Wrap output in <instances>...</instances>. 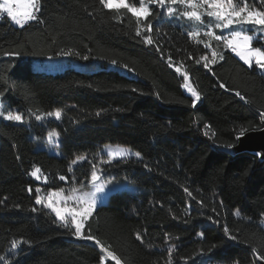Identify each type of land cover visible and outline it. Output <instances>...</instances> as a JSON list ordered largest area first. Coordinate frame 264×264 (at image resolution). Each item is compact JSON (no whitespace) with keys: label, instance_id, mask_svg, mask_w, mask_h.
<instances>
[{"label":"trees","instance_id":"1","mask_svg":"<svg viewBox=\"0 0 264 264\" xmlns=\"http://www.w3.org/2000/svg\"><path fill=\"white\" fill-rule=\"evenodd\" d=\"M246 2L264 11V0ZM149 7L152 15L138 22L127 9H104L99 0H41L36 21L19 27L0 19V101L4 111L24 117L0 120V256L9 264L99 263L95 244L36 204L38 183L30 173L36 167L45 176L44 193L85 185L104 144L140 153L101 164L104 176L137 189L111 194L82 230L121 264H259L264 257V159L223 151L241 129L262 127L264 74L223 41L190 38L193 23L183 15ZM202 21L211 23L207 16ZM214 34L224 35L216 28ZM252 46L264 50V35ZM68 51L81 61L115 60L135 77L112 69L46 74L31 66V59ZM213 51L216 62L205 68L200 58ZM13 52L19 54L6 55ZM176 67L199 93L195 106ZM57 109L59 121L35 119ZM52 130L61 156L35 148ZM78 156L87 160L72 167Z\"/></svg>","mask_w":264,"mask_h":264},{"label":"snow or ice","instance_id":"2","mask_svg":"<svg viewBox=\"0 0 264 264\" xmlns=\"http://www.w3.org/2000/svg\"><path fill=\"white\" fill-rule=\"evenodd\" d=\"M100 5L104 9H127L128 12L132 13L135 17H137V21L139 22L141 19L147 21L148 17L152 15L150 4L159 5L161 7L165 5H173L180 4L185 6V8H190L191 11H184L182 15L190 20H194L196 22L202 23L201 9H204L208 17H214L217 21L215 24V28H229L230 26L236 25L240 27L238 31H232L231 37H222L216 36L211 29L208 32L204 33L206 36L213 37L216 41H223L226 48L231 49L239 58L249 67L253 66V63L259 67L261 70H264V50L261 48H253L252 41L254 36L246 35L245 32L249 29L245 26H259L260 28H264V11L259 10L257 8H252L251 10L248 7V4L245 0L244 6L241 7L238 3H234V0H140L139 7L130 5L127 0H99ZM207 6L205 9L204 6ZM41 11V0H0V14L7 13V16L14 22L16 25H20L23 27L30 21L38 20L37 13ZM168 14L172 15L175 12V9L169 6L167 8ZM148 30L151 31V24L148 23ZM140 29L137 28V35H140ZM190 38H197L200 33L198 31H192L188 33ZM144 42L146 44H152V40L149 37L144 38ZM202 42V41H199ZM206 48L210 47V44H205ZM19 53H6V55H18ZM64 56H68L71 51L62 52ZM78 54V53H77ZM218 53L216 51L212 52V59L208 60L207 57L202 56L200 60H204V67L208 68L210 64H214L216 62V57ZM83 59L87 60L88 57L84 56ZM222 58V57H221ZM171 59V58H169ZM200 60H197L196 63H200ZM113 64L117 62L115 60L112 61ZM127 68V65H124ZM177 72L180 71L179 68L176 69ZM184 79L186 81L184 87L187 88L190 92H192L193 97H195L192 101L193 106H195L197 100L199 99V93L196 92L193 88L189 87L188 75L184 73ZM224 87L223 84L220 85ZM237 96H240L239 92H236ZM243 99V97H241ZM261 116H264V112L260 113ZM45 115L47 116H55L57 119L61 116V111L59 109L54 110L52 112H48ZM0 117H3L5 120L13 121V122H23L24 117L19 112L9 111L5 114L3 111H0ZM36 120H41L42 116L37 115L35 117ZM247 129H241L239 132V136H243ZM58 135L54 130L49 133V139L53 136ZM207 136L208 133L205 132ZM227 148H232V144H227ZM129 154V150L120 146H109L107 147V160H104L103 163H109L114 157H123ZM136 156H139L140 153H135ZM259 155V154H258ZM86 157L78 156L71 163L76 164L80 161L85 160ZM40 173L39 168H35L34 171L31 172L33 177L39 179L37 175ZM61 180L65 179V177L61 176ZM100 176L98 174V166L96 164L93 165L90 182L95 186L94 191L84 192L82 191V187L80 189L73 187L71 191L65 196L62 192H50L48 195L47 203L45 207L50 208L52 212L55 213V216L59 221H61L65 226H68L69 223L74 227V232L72 233L77 238L85 239V240H94L97 245H101L99 240H96L92 235L85 236L82 232L83 221L86 220L92 213L93 208L96 205V192L103 190V185L97 184ZM31 191V188L29 189ZM187 191V189H185ZM36 192L39 193L40 189L37 188ZM53 197L56 199L53 200ZM61 202L62 206H61ZM69 202H74L75 206H70ZM36 203L41 204L42 199L39 194L36 196ZM36 209H33L35 211ZM239 215V212L236 213ZM70 217V221L68 219ZM224 234L231 240H235L236 237L231 235L228 228L224 229ZM202 235V234H201ZM136 238L138 240L141 239L139 233ZM20 241H12V248H16ZM103 251L107 253L111 259L116 261V264H121L120 259L116 256V254L112 251H109L107 248H104L101 245ZM171 254L172 249L168 250ZM256 249H253L255 252ZM260 259H264V257H260ZM0 260L4 261V264H9V262L3 257L0 256Z\"/></svg>","mask_w":264,"mask_h":264},{"label":"rangeland","instance_id":"3","mask_svg":"<svg viewBox=\"0 0 264 264\" xmlns=\"http://www.w3.org/2000/svg\"><path fill=\"white\" fill-rule=\"evenodd\" d=\"M139 2H140V0L138 1V3L136 5L130 4L129 2L128 3L130 5L139 7ZM234 3H238L241 7H243L245 1L244 0H234ZM247 4H248V2H247ZM153 5H155V4H153ZM156 6L159 7V9L162 11L164 16H166V17H172L175 12H177L176 16H180V14L182 15V13L184 11H186V10L187 11H191L190 8H185V6L180 5V4L165 5L163 7H161L159 5H156ZM169 6H171L172 8L175 9V12L172 15L168 14L167 8ZM248 7H249V4H248ZM204 8L206 9L207 6L205 5ZM249 9L251 10L252 8L249 7ZM200 11H201L202 18L204 16H207V14L204 11V9H201ZM207 18L210 19L212 24L209 23L210 25H207V24L203 23V21L201 23V22H196L194 20H190L189 19L193 23V29L192 30L193 31L194 30L198 31L200 34H204V33L208 32L209 29H211L213 31V33H214L215 24L217 23V21H216V19L214 17H208L207 16ZM245 27L249 29L248 31L245 32V34L246 35H250V36H254L253 41L255 39H257L258 35H264V28H260L259 26H252V25H247ZM218 30L221 33L224 34L222 37L230 38L232 31H238V30H240V27L236 26V25H233V26H230L229 28H220ZM236 56L239 58L238 55H236ZM206 57H207L208 60H211L212 59V52H209ZM30 63H31V66L33 67V69L41 71V72L46 73V74H58V73L64 72L67 69L89 70V71H94V70H98V69H112V70H116V71L120 72L121 74L127 75L129 77H135V73L133 71H131V70H129V69L123 67V66H119V65L113 64L112 62L104 64V63H102L100 61H96V60L81 61V60L73 59V58H71L69 56H64V55L53 56V57L50 56V57H43V58H35V59H31ZM253 65H255V64L253 63ZM176 69H177V67H176ZM179 69H180V71L178 72V74L183 77L182 88H183L185 93H187L188 95L193 97L192 92H190L187 88L184 87V85L186 83V81L184 79V73H186V72L184 70H182L181 68H179ZM257 69L264 74V70H261L259 67H257ZM188 78H189V76H188ZM187 83L189 84V87L194 89V87H193V85H192V83L190 81V78L188 79ZM194 98L195 97H193V99ZM0 111H3L5 114H7L9 112V111L6 112V111L3 110V105L1 103V101H0ZM12 112H16V111H12ZM41 116H42V119H44V118L45 119L46 118L51 119L52 118V119H55L57 121H59V119H60V118L57 119L55 116H47L45 114H41ZM0 120H5V119L3 117H0ZM41 120H37V121H41ZM5 121H8V120H5ZM52 131H50V132H52ZM54 131L57 132L56 130H54ZM50 132H48L42 139L36 141L35 148L36 149H43V150L47 151L49 154H52V155H55V156H61V151H60V148H59V145H60L59 135L53 136L51 139H49V133ZM109 146H112V147L120 146V147H123V148H126V149L129 150V154L128 155L123 156V157H114L111 160V162H113V161H115L117 159H122V158H127V157H135V158H139L140 157V155L139 156L135 155V153H137L136 151H134L133 149H131L130 147L125 146V145L104 144V145H102L100 147V149L98 150V155H97V160H96V162H97L96 165L98 166V174L100 176V179L96 183L103 185V190L96 192V197H95L96 198V205L93 208L92 213L94 212V210L98 206L106 204L107 201H108V198H109V196L111 194H113L115 192H121V191L135 192L136 189H137L135 185L131 184L127 180H114L111 177L104 176V170H103L101 164H103V161L107 160V158H108L107 157V147H109ZM86 160H87V158L85 160H83V161H80V162L76 163V164H72L71 163V166L74 167L77 164L82 163V162H84ZM35 168H33L32 171H34ZM37 175L39 176V179H37L36 177H33L31 175V173H30L31 178L36 183H38V186L36 187V189L39 188L40 192L39 193L36 192V193L39 194L41 196V199H42V203L41 204H37V203L36 204L39 205V206L44 207L46 210L51 212L52 215L56 218V220L58 222H60V223H62V222L57 219V217L55 216V213L52 212V210L50 208L45 207V204L47 203L48 195H49L50 192H62L65 196H67L68 193L71 191V189L73 187H76V188L80 189L81 186H83L82 187V191H84V192H89V191H94L95 190V186L90 182V177H89V180L87 181V183L85 185L84 184L83 185H76V186H73L71 188L59 189V190H51V191H49L47 193H44V192H42L40 185L45 183L46 178L41 172L38 173ZM55 199L56 198L53 197V200H55ZM62 203L63 202H61V206H62ZM69 205L70 206H75L74 202H69ZM68 219L70 221L71 218L68 217ZM87 219L83 221V228H84V225H85V222L87 221ZM259 223L264 227V215L261 216V218L259 220ZM68 226H70L73 230H75L74 227L70 223H69ZM83 228H82V230H83ZM87 241L92 242L93 244H95L100 249L101 257H100V261H99L98 264H105V262L108 261V260L114 261L116 263L115 260L111 259V257H109L107 255V253L102 250L101 245H97L93 240H87Z\"/></svg>","mask_w":264,"mask_h":264},{"label":"water","instance_id":"4","mask_svg":"<svg viewBox=\"0 0 264 264\" xmlns=\"http://www.w3.org/2000/svg\"><path fill=\"white\" fill-rule=\"evenodd\" d=\"M224 152L235 155L242 152L256 154L262 160L264 159V116H262V127L244 133L243 136H238L236 143L232 148H223ZM259 264H264V261L258 258Z\"/></svg>","mask_w":264,"mask_h":264},{"label":"built area","instance_id":"5","mask_svg":"<svg viewBox=\"0 0 264 264\" xmlns=\"http://www.w3.org/2000/svg\"><path fill=\"white\" fill-rule=\"evenodd\" d=\"M4 16H7V15L4 14V13L0 14V19L3 18ZM17 26L21 27L20 25H17ZM228 51H229L230 54H232V55H233V54H236L235 52H233V51H232L231 49H229V48H228Z\"/></svg>","mask_w":264,"mask_h":264},{"label":"crops","instance_id":"6","mask_svg":"<svg viewBox=\"0 0 264 264\" xmlns=\"http://www.w3.org/2000/svg\"><path fill=\"white\" fill-rule=\"evenodd\" d=\"M4 14H6L7 15V13H4ZM8 17V16H7ZM9 18V17H8ZM9 20L11 21V19L9 18ZM12 22V21H11ZM12 23H14V22H12ZM15 24V23H14Z\"/></svg>","mask_w":264,"mask_h":264}]
</instances>
